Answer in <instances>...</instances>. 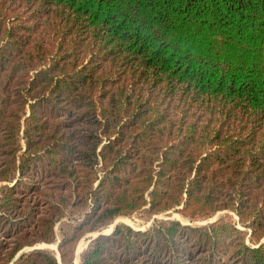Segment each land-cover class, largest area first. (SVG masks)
Listing matches in <instances>:
<instances>
[{
    "label": "trees",
    "instance_id": "16d2710c",
    "mask_svg": "<svg viewBox=\"0 0 264 264\" xmlns=\"http://www.w3.org/2000/svg\"><path fill=\"white\" fill-rule=\"evenodd\" d=\"M134 214L80 264H264V0H0V264Z\"/></svg>",
    "mask_w": 264,
    "mask_h": 264
},
{
    "label": "rangeland",
    "instance_id": "374dc122",
    "mask_svg": "<svg viewBox=\"0 0 264 264\" xmlns=\"http://www.w3.org/2000/svg\"><path fill=\"white\" fill-rule=\"evenodd\" d=\"M223 213H219L218 215L214 216L213 218L209 219V220H205V221H197L198 224H207L210 223V221H212L213 219H218ZM76 217V216H75ZM74 217V218H75ZM159 219H167V218H176L181 220L182 222H188L185 219H183L181 217L180 214H178L177 212H172L170 214H161L157 216ZM67 218H71V217H67ZM156 217H152L150 220H147L145 217L141 216L140 214H134L133 216H120L118 217L116 220H113V222H111L104 230H102L101 232H94L91 233L89 235H86L83 239H81L79 241V243L77 244V248L75 251V258H74V264H80V257H81V253L88 248V246L91 244L92 239L94 238V235L97 233H103V234H110L112 233V231L114 230V228L118 225V224H125L128 226H131L132 228H134L135 230H145L147 228H149L151 226V223H153L154 219ZM214 221V220H213ZM60 224H57L56 226V232H57V242L52 243V244H38L37 246H40L42 248H46L49 250H54L57 252L58 256H59V252H58V243L60 241L61 237V229H60ZM33 248V247H32ZM60 257V256H59Z\"/></svg>",
    "mask_w": 264,
    "mask_h": 264
},
{
    "label": "water",
    "instance_id": "95a60500",
    "mask_svg": "<svg viewBox=\"0 0 264 264\" xmlns=\"http://www.w3.org/2000/svg\"><path fill=\"white\" fill-rule=\"evenodd\" d=\"M213 220L215 221L216 219H213ZM213 220L210 221V223H211V222H214ZM100 234H103V233H97V234H95V235H94V238H95L96 236L100 235ZM41 248H42V247H41Z\"/></svg>",
    "mask_w": 264,
    "mask_h": 264
}]
</instances>
